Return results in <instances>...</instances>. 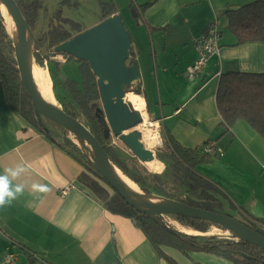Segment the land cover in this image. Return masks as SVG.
<instances>
[{
  "label": "crops",
  "instance_id": "0c3cea01",
  "mask_svg": "<svg viewBox=\"0 0 264 264\" xmlns=\"http://www.w3.org/2000/svg\"><path fill=\"white\" fill-rule=\"evenodd\" d=\"M112 1L119 15L118 1L126 0ZM127 1L134 11L128 17L131 53L141 73L133 85L141 88L148 121L157 125L162 140L167 133L185 148L210 141L223 149L222 156L198 164L196 172L214 183L228 211L264 219V137L245 120L225 125L216 103L217 73L264 72V42L237 45L231 31L221 30L219 52L195 79L186 74L199 57L195 41L211 20L219 16L222 27L227 10L254 0ZM18 165L26 170L13 184L25 187L0 207V264H7L9 252L18 255L13 264H171L165 255L177 264H237L212 252L186 254L167 244L161 245L162 254L132 218L108 210L81 183L82 162L2 105L0 175ZM33 183L50 190L33 194ZM69 184L72 188L62 195Z\"/></svg>",
  "mask_w": 264,
  "mask_h": 264
},
{
  "label": "trees",
  "instance_id": "16d2710c",
  "mask_svg": "<svg viewBox=\"0 0 264 264\" xmlns=\"http://www.w3.org/2000/svg\"><path fill=\"white\" fill-rule=\"evenodd\" d=\"M17 2L31 31H33L38 14L36 8L37 6L39 7V4L36 2V5L32 7L31 4L26 3L24 0H17ZM100 5L102 20L117 13L116 5L112 0H101ZM134 16L138 17L136 12ZM225 16L231 32L237 39V45L248 42H264V0H254L237 8H231L225 12ZM62 20L64 24L53 26L48 33L49 48L56 49L61 43L88 29L71 18L65 17ZM66 24L70 28H67ZM55 52L65 56H72L66 52ZM34 53L37 62L43 65L44 59L37 47ZM80 62L79 72L82 76V81L79 82L76 79L67 78L61 82L63 88L70 93L72 100L90 121L92 132L109 154L111 161L137 183L145 193L150 194L152 190L151 184L148 182L149 178H152L153 182H155L154 185H156L162 180V177L158 174H150L144 166L136 167L137 172H133L118 158L113 149L107 146L109 135L102 124V117H100L101 114L97 110L96 105V102L101 100L98 78L88 62L83 60H80ZM134 62L135 59L132 58V64ZM17 65L15 47L7 31L0 3V106H10L30 124L42 131L50 140L82 162L84 172L80 175L81 183L89 188L111 212L132 219L135 218L138 221V226L162 254L164 253L161 250V245L167 244L179 248L186 254L190 251H207L228 258L237 264H264V250L256 245L239 238L232 239L215 234L189 235L182 233L165 224L162 216L140 213L127 203L97 171L93 157L87 159L84 154L82 155L80 147L76 143L70 139H61L46 125L42 119L43 114L35 110L31 99L25 92ZM132 88L136 93H141L140 86L135 88L132 85ZM216 103L222 116V122L225 125L230 127L239 119L245 120L264 137V72L229 71L221 73L216 93ZM65 111L77 117L67 107ZM209 142L207 141L201 147L189 149L183 147L172 135L166 133L163 136V150L174 161L173 170L175 175L182 174L189 179L190 181L187 184L199 196V199L196 200L187 199L181 201L195 207L220 212V209L224 206V202L216 195L220 191L214 183L200 176L195 170L198 164L210 162L213 157L218 155L215 150L212 153L204 151L205 145L209 144ZM139 170L142 172L145 170L146 174L139 172ZM176 218L202 233L208 232L211 226L226 230L219 225L204 220L180 216H176ZM246 220V222H243L263 233L261 225L264 224V219L252 217V219ZM22 248L27 250L26 246ZM165 256L171 264H177L171 257Z\"/></svg>",
  "mask_w": 264,
  "mask_h": 264
},
{
  "label": "water",
  "instance_id": "95a60500",
  "mask_svg": "<svg viewBox=\"0 0 264 264\" xmlns=\"http://www.w3.org/2000/svg\"><path fill=\"white\" fill-rule=\"evenodd\" d=\"M1 1L5 3L17 25L18 44L15 58L21 82L35 110L74 133L82 142L89 143L88 149L93 152L97 171L127 203L140 213L152 216L174 215L214 223L231 231L239 239L264 250V234L229 214L195 207L182 201L152 203L144 200L141 193L130 191L116 173L115 164L94 133L77 117L46 100L39 92L29 64L31 29L17 0ZM131 44L132 37L128 29L122 17L116 14L61 43L55 50L69 53L89 63L98 78L102 104L113 134L119 137L142 163L150 166L156 160L154 151L134 132L129 131L144 119L142 113L135 107L132 108L125 100L124 86L133 84L141 74L137 61L131 65L127 64ZM133 222L138 223L135 218Z\"/></svg>",
  "mask_w": 264,
  "mask_h": 264
},
{
  "label": "rangeland",
  "instance_id": "374dc122",
  "mask_svg": "<svg viewBox=\"0 0 264 264\" xmlns=\"http://www.w3.org/2000/svg\"><path fill=\"white\" fill-rule=\"evenodd\" d=\"M26 3L31 4L32 7L36 5V2L39 4L37 6V21L35 24V29L31 31L30 38L32 40V49L35 62L37 66L43 71L45 75L50 79V85L53 92V96L55 99V105L64 109L67 107L72 112H74L77 118L92 131V126L88 118L82 113V111L77 107L76 103L72 100L70 93L65 90L61 84L67 78L76 79L77 81H82V76L79 72L80 60L74 56H65L62 54L56 53L54 48L48 47V33L52 29L53 26L64 24L62 18H71L74 21L81 23V25L85 28H90L93 25L97 24L96 22L102 18V10L100 5V0H24ZM119 2V15L122 17V20L125 23V26L131 28V24L128 23L129 15H133V8L130 6V1H118ZM3 14V13H2ZM4 17V16H3ZM136 24H138L136 22ZM67 28H70L68 24L65 25ZM7 27V26H6ZM129 30V29H128ZM221 30L225 35L230 34L231 30L228 26V22L224 21ZM8 31V29H7ZM9 32V31H8ZM10 34V33H9ZM11 36V35H10ZM12 38V36H11ZM13 40V39H12ZM14 47L18 44L17 41L13 40ZM38 45V46H37ZM38 48L42 57L44 59L43 65L39 64L35 58L34 50ZM16 54V51H15ZM133 53L130 54L129 59L127 60V64H132ZM132 85H125V100L134 108L132 102H130L127 94L129 92H135L132 88ZM136 88V86H134ZM134 88V89H135ZM97 110L102 116V124L104 125L107 134L109 135V139L107 142V146L111 147L115 154L121 159L130 170L133 172H137L136 167L144 166L146 167V171L148 170L150 174H158L162 177V180L158 182V184L154 185L152 178H149V183L151 184V193H145L141 187V194L144 200L152 202V203H162V202H176L187 199H199L198 194L194 192V189L189 186L187 183L190 181L182 174L175 175L173 170L174 161L171 159L169 154L163 150V140L161 139V144L149 146L148 148L152 149L155 154L156 162L158 160V168L155 166H146L142 163L131 151V149L119 138L116 137L106 118V114L104 111V107L102 101H97ZM43 121L46 125L51 128L56 135L61 137L64 140H72L74 143L80 147V151L82 155L84 154L87 159L93 156L91 154V150L88 148L89 143L87 141L82 142L78 136L74 133L67 131L65 128L56 124L54 121L50 120L47 116H42ZM150 121V120H149ZM144 122V119L142 123ZM148 122V118H147ZM149 123H146L144 126L141 124L135 126L130 129L135 133V135L142 140L146 144L145 136L143 129L148 126ZM146 174L145 170L142 172ZM145 195V196H144ZM223 202L224 206L220 209V212L229 214L241 221H247L246 219L238 216L237 214L228 211L225 207V200L221 196V194H216ZM162 219L165 224H167L172 229L180 231L182 233H186L189 235H210L215 234L221 237L228 238H236L238 237L229 230H223L217 226H211L210 230L206 233H202L196 231L195 229L188 226L185 222L180 221L174 215H164ZM261 230V228H260ZM263 233L264 231L261 230Z\"/></svg>",
  "mask_w": 264,
  "mask_h": 264
},
{
  "label": "bare ground",
  "instance_id": "6f19581e",
  "mask_svg": "<svg viewBox=\"0 0 264 264\" xmlns=\"http://www.w3.org/2000/svg\"><path fill=\"white\" fill-rule=\"evenodd\" d=\"M1 3V10L4 16V21L7 26V29L14 39V41H17V25L15 22L14 17L6 7L5 3L3 1ZM32 42V40H31ZM29 64L30 68L32 71V74L35 78L36 81V86L39 90V92L42 94V96L48 100L51 101L52 103L55 104V99L53 96V92L51 89L50 85V79L43 73V71L37 66L34 55H33V49H32V44L30 45V53H29ZM130 102L134 105V107L139 110L143 117H144V122L141 123V126L145 125L146 123H149L147 127L143 129L145 140H146V146H154V145H159L161 144V139L159 136V132L157 130V125L154 122L148 121L147 122V116H146V110H145V102L143 98L141 97L140 94L136 92H129L127 94ZM150 166H155L158 168L160 165H158L157 162H154ZM149 166V167H150ZM114 169L120 179L122 180L123 184L132 192H139L141 193L140 186L135 183L132 179H130L120 168H118L116 165L114 166ZM145 196V195H144Z\"/></svg>",
  "mask_w": 264,
  "mask_h": 264
},
{
  "label": "built area",
  "instance_id": "2783aa9c",
  "mask_svg": "<svg viewBox=\"0 0 264 264\" xmlns=\"http://www.w3.org/2000/svg\"><path fill=\"white\" fill-rule=\"evenodd\" d=\"M221 25L222 20L219 16H215L207 30L202 33L195 41L197 49L199 51V57L197 61L190 65L187 68L186 74L190 80L195 79L199 74H201L206 67L209 59L219 52L220 48V38H221ZM221 73H217V76H220ZM216 151L218 155L222 156L224 154L223 149L216 147V144L213 142H209V144L205 145L204 151L208 153H212ZM91 154L93 152L91 151ZM92 158V156H90ZM72 184L67 185L65 188L61 190L62 195H66L70 189L72 188ZM18 255L14 252L7 253L5 257V262L7 264H13Z\"/></svg>",
  "mask_w": 264,
  "mask_h": 264
},
{
  "label": "clouds",
  "instance_id": "9594fccd",
  "mask_svg": "<svg viewBox=\"0 0 264 264\" xmlns=\"http://www.w3.org/2000/svg\"><path fill=\"white\" fill-rule=\"evenodd\" d=\"M25 167L18 165L15 168H6L5 174L0 175V207H4L15 200L19 195L23 194V184H13V181L17 179L25 171ZM33 194L47 193L50 189L47 185L33 183L31 185Z\"/></svg>",
  "mask_w": 264,
  "mask_h": 264
}]
</instances>
